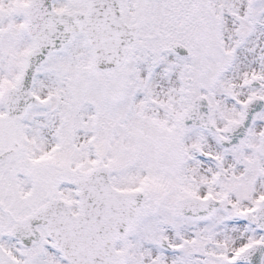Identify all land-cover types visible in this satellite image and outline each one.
Wrapping results in <instances>:
<instances>
[{"label":"rangeland","instance_id":"374dc122","mask_svg":"<svg viewBox=\"0 0 264 264\" xmlns=\"http://www.w3.org/2000/svg\"><path fill=\"white\" fill-rule=\"evenodd\" d=\"M88 1L55 0L54 5L59 11L73 12L87 7ZM123 1L127 14L133 15L141 28L121 80L125 88L131 87L127 98L123 96L118 103L105 99L92 76L91 49L82 36H75L40 70L34 84L40 99L37 107L21 121L9 122L4 110L6 91L14 85L29 45L23 33L27 0H0V90L5 88L0 95V152L14 142L19 145L15 159L0 164V264H64L59 253L48 249L41 254L38 251V256L27 254L11 233H3L24 218V211L16 212L20 217L5 223L2 212L7 204H18V210L21 203H35L52 193V171L58 169L44 166L41 160L35 163L37 156L45 158L48 153L60 154L53 156L54 160L78 170L73 172L75 175L95 165V159L103 166H113V180L118 187L146 189L153 204L137 220L132 236L119 245L129 252L128 264H229V259L231 264L232 252L262 239L253 227L229 219V215L191 222L177 218L171 207L178 190L197 196L205 190L220 193L210 180L209 163L194 155L198 148L223 155L228 176H238L244 171L242 166H248L244 175L226 186L227 191L238 195L227 194L228 204L245 210L264 193V112L255 118L241 147L228 153L210 133L185 128L179 122L198 95L209 99L212 121L221 128L227 120L240 116L238 102L252 95L264 97V0H243L237 10H233L230 0ZM254 36L258 40L255 45ZM174 42L185 44L191 55L182 58L171 52L168 47ZM238 61L241 68L236 70ZM158 77L161 96L153 85ZM252 79L263 86L252 89ZM175 129H179L180 141L174 173L164 175L154 161L157 155L162 161L169 153L166 134L176 138ZM31 171L36 177L24 178ZM145 176L154 183H164L167 190L171 188L167 197L164 188L151 185ZM38 180L35 195L33 188ZM236 185L241 186V194L234 190ZM239 195L246 197L241 199ZM156 202L159 211L154 208ZM159 235L172 245L183 243L180 252L160 249Z\"/></svg>","mask_w":264,"mask_h":264},{"label":"water","instance_id":"95a60500","mask_svg":"<svg viewBox=\"0 0 264 264\" xmlns=\"http://www.w3.org/2000/svg\"><path fill=\"white\" fill-rule=\"evenodd\" d=\"M52 0H30L26 11L25 30L32 45L25 55L16 89L10 92L11 115H22L35 100L31 93L36 71L46 63L47 57L61 51L74 33H83L93 49L95 67L113 69L122 64L131 44L136 38V29L127 26L122 18L119 4L114 0H95L88 15L57 14L52 11ZM243 107L240 127L245 135L251 124L254 111L259 108ZM203 108L199 98L187 120L209 128L208 109ZM229 133H232V129ZM79 212L73 214L65 204L53 201L44 205L31 218L32 227L15 228V236L25 247L36 244L41 237L34 231L36 225H44L48 236L59 247L68 264H123L124 254L115 250L129 232L141 209L143 195L124 194L114 189L107 171H92L77 182ZM198 211V210H197ZM251 218L264 229V201ZM195 212V211H194ZM202 211L195 212L199 216ZM263 251L255 246L240 255L236 262L260 264Z\"/></svg>","mask_w":264,"mask_h":264},{"label":"bare ground","instance_id":"6f19581e","mask_svg":"<svg viewBox=\"0 0 264 264\" xmlns=\"http://www.w3.org/2000/svg\"><path fill=\"white\" fill-rule=\"evenodd\" d=\"M243 0H230V2L233 4V10H237L238 7H239V4L242 3ZM246 2V1H245ZM252 40L254 41L253 45H255L256 43H258V40L255 38V36L252 38ZM236 70H239L241 68V64L240 62L238 61L237 64H236ZM153 85H154V88H155V92L161 96V94L163 93V89L161 87V84H160V81H159V77L156 78L154 81H153Z\"/></svg>","mask_w":264,"mask_h":264},{"label":"flooded vegetation","instance_id":"af4514ba","mask_svg":"<svg viewBox=\"0 0 264 264\" xmlns=\"http://www.w3.org/2000/svg\"><path fill=\"white\" fill-rule=\"evenodd\" d=\"M42 233H45L43 229H41Z\"/></svg>","mask_w":264,"mask_h":264}]
</instances>
